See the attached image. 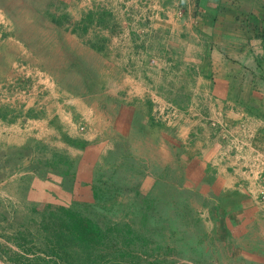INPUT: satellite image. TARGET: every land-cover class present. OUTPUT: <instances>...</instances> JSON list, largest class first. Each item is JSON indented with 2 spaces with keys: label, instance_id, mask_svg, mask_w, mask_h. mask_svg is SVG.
Segmentation results:
<instances>
[{
  "label": "rangeland",
  "instance_id": "rangeland-1",
  "mask_svg": "<svg viewBox=\"0 0 264 264\" xmlns=\"http://www.w3.org/2000/svg\"><path fill=\"white\" fill-rule=\"evenodd\" d=\"M53 1L57 6L58 2L66 3L67 8L80 2L95 9L79 20L73 10H66L60 18L39 19V33L45 31L50 38L21 41L27 52L17 47L0 66V264H234L235 256H229L234 248L224 243L228 236L224 223L215 221L219 215L206 212L209 202L199 194L186 200L185 188L169 184L170 165L163 169L164 158H160L157 145L152 146L156 130L181 131L189 119L183 114L186 110L157 99V72L152 65L148 72H142L143 76L130 73L146 81L148 88L142 89V95L136 94L138 90L132 84L131 92L126 90L128 94L117 92L122 97L109 93L123 72L108 70L107 62L122 71L139 58V50L140 57L150 53L151 58H162L155 53L162 48L155 30L151 31L153 21L146 15L144 22L141 16L143 0L136 4L128 0L130 5L127 0ZM148 10L153 18L162 8ZM18 11H24L23 5L18 4ZM79 28L88 31L84 33L86 39L73 37V31ZM60 29L66 30L64 41L57 39L62 35ZM52 47H60L67 54L81 52L84 47L92 50L76 56L62 55L61 51L37 55ZM169 67L164 65L161 71ZM164 74L177 78L173 73ZM157 90L162 95L169 92L162 87ZM90 95L99 99H89ZM48 107L49 120L33 116ZM171 109L182 114L173 124L168 121ZM24 110L27 113L23 115ZM90 110L93 123L80 125V113L91 114ZM18 112L20 116H16ZM141 117H147L152 129L145 135ZM116 119L123 121L122 126ZM41 121L49 123L48 136L43 134L42 129L47 127L39 125ZM90 130H95L92 140L105 147V152L101 149L95 155L101 161L93 169L92 182H88L90 169H79L76 155L77 150L92 144L81 140V135ZM47 139L52 141L45 143ZM112 145L115 148L107 150ZM30 154L33 175L14 164L26 165ZM45 154L59 163L56 170L67 181L74 179L75 183L82 174L90 188L82 193L84 200L72 192L49 203L28 200L29 181L46 178V169L40 168L47 164L42 160ZM214 202L219 211V201ZM205 219L212 223L207 225Z\"/></svg>",
  "mask_w": 264,
  "mask_h": 264
},
{
  "label": "crops",
  "instance_id": "crops-1",
  "mask_svg": "<svg viewBox=\"0 0 264 264\" xmlns=\"http://www.w3.org/2000/svg\"><path fill=\"white\" fill-rule=\"evenodd\" d=\"M129 1L134 4L141 2ZM129 1H126L128 5ZM143 1L141 16L144 22L147 19L153 21L151 31L154 33L155 30L162 48L155 53L162 55V58H151L150 53L140 57L139 50V58L128 66V70L122 68V71L119 66L107 62L108 70L123 72L120 80L112 83L109 93L116 96L117 92H131L132 84L138 90L136 94L140 95L148 85L144 78L130 73L138 72L143 76L142 72H148L153 66L157 72V99L170 101L186 110L183 114L189 115L180 132L169 133L164 128L154 132L152 146L157 145L160 158H164L162 167L166 169L170 165L167 175L169 184L185 188L186 200L195 199L199 194L201 199L209 202L205 210L210 216L219 215L217 220L211 219L219 224L224 223V231L228 233L224 243L234 248L229 255L235 256L232 260L234 264H264V200L259 198L263 188L259 177L264 172V0ZM18 4L23 5L24 11H18ZM76 5L67 8L66 3L58 2L57 6L53 0H0V41H4L0 43L1 68L2 61L6 62L5 57L14 55L12 50L20 46L22 53L27 52L21 41L50 38L45 31L39 33L36 22L39 19L60 18L66 10H73L72 14L79 20L82 15L95 9L80 2ZM147 8L162 10L154 12L157 14L151 18L152 13L147 12ZM60 32L62 35L55 39L64 41L66 30L60 29ZM73 33L74 38L83 40L88 31L83 32L79 28ZM59 48H47L37 55L64 52ZM86 50L84 47L81 52L75 50L62 55L88 54L92 49ZM164 65L171 68L161 71ZM1 68L0 75L3 71ZM164 73L175 74L177 78L164 76ZM161 87L169 92L162 95L161 90H157ZM87 97L93 99L98 96ZM79 100L77 104H80ZM49 110L48 107L45 111H36L33 116L37 115L39 120H49ZM90 111L91 114L87 111L80 113V125L93 123ZM21 112L16 116H20ZM25 113L26 110L22 114ZM179 114L180 117L182 114ZM147 117L140 118L142 135L152 131L146 123ZM125 118L122 117L123 120ZM115 122L122 126V120L116 119ZM39 125L47 127V130H42L48 136L49 123L41 121ZM94 131L81 135V140H89L92 144H88L85 150H77L76 154L78 168L90 169L88 182L93 181V169L101 161L95 155H99L98 150L101 149L105 152L102 142L96 144L92 140ZM51 141L47 139L44 142ZM113 148L112 145L107 150ZM52 158L48 154L43 156L42 160L47 164L40 168L46 169V178L29 181L31 189L28 200L49 203L58 196L70 195L69 192L84 200L82 193L90 188L82 180V174L75 183L74 179L67 181L66 176L62 177L56 170L59 163ZM27 160L30 162L26 165L22 162L14 164L29 169V174L33 175L35 166L31 154ZM50 189L55 192L52 193ZM216 199L221 206L219 211L213 206ZM204 222L208 225L211 221L205 219Z\"/></svg>",
  "mask_w": 264,
  "mask_h": 264
},
{
  "label": "built area",
  "instance_id": "built-area-1",
  "mask_svg": "<svg viewBox=\"0 0 264 264\" xmlns=\"http://www.w3.org/2000/svg\"><path fill=\"white\" fill-rule=\"evenodd\" d=\"M177 116H178L177 110H175V109L172 110L171 109V114L168 116L169 124H173V122H175ZM261 174H260V177H259V181H260V184L263 185V188H262V190L260 192V198L264 199V172H263V175H261Z\"/></svg>",
  "mask_w": 264,
  "mask_h": 264
}]
</instances>
